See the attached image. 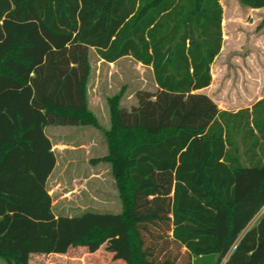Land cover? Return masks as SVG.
Wrapping results in <instances>:
<instances>
[{
	"label": "trees",
	"instance_id": "1",
	"mask_svg": "<svg viewBox=\"0 0 264 264\" xmlns=\"http://www.w3.org/2000/svg\"><path fill=\"white\" fill-rule=\"evenodd\" d=\"M221 0H0V264L58 251L60 225L123 264H264V99L225 116L207 95ZM249 9L264 0H239ZM151 67L155 92L109 98L103 130L121 212L58 219L50 126L100 128L90 51ZM229 136V137H228Z\"/></svg>",
	"mask_w": 264,
	"mask_h": 264
},
{
	"label": "rangeland",
	"instance_id": "2",
	"mask_svg": "<svg viewBox=\"0 0 264 264\" xmlns=\"http://www.w3.org/2000/svg\"><path fill=\"white\" fill-rule=\"evenodd\" d=\"M220 4L223 9V45L212 64L214 85L208 93L215 98L219 94L220 97L247 95L246 102H251L264 95V11L251 10L239 0H221ZM89 59L88 107L96 115L100 128L50 126L45 131L56 156V166L47 188L54 213L60 220L71 221L90 213L88 211L109 206L110 210L120 208L110 165L95 161L107 153L103 130L110 127L108 100L120 95L121 105L129 108L136 104L138 91L156 90L152 70L130 57L109 64L102 62L91 50ZM105 202L108 204H103ZM259 213L257 221L264 208ZM76 230L69 222L61 223L58 251L48 256H32L30 264H123L120 258L111 259L110 247L109 257L107 246L99 249L93 257L88 254V249L73 247L70 240Z\"/></svg>",
	"mask_w": 264,
	"mask_h": 264
},
{
	"label": "crops",
	"instance_id": "3",
	"mask_svg": "<svg viewBox=\"0 0 264 264\" xmlns=\"http://www.w3.org/2000/svg\"><path fill=\"white\" fill-rule=\"evenodd\" d=\"M221 5V4H220ZM251 10H263L264 11V8H261V9H251ZM93 50V49H92ZM95 51V50H94ZM221 51H222V49H221ZM221 53V52H220ZM219 56V55H218ZM217 56V57H218ZM99 57V56H98ZM216 57V58H217ZM123 58H127V57H123ZM131 58V57H130ZM122 59V58H121ZM100 60L102 61V62H105L104 60H102L101 58H100ZM120 60V59H119ZM134 60V59H133ZM118 61V60H117ZM135 61V60H134ZM215 61V60H214ZM137 62V61H136ZM105 63H107V62H105ZM115 63V62H114ZM138 64H140V65H142V66H144L143 64H141V63H139V62H137ZM214 63V62H213ZM109 64H112V63H109ZM145 67H148V66H145ZM148 68H150L151 70H152V68L151 67H148ZM211 68H212V66H211ZM152 73H153V70H152ZM211 75H212V73H211ZM156 83V82H155ZM213 85H214V81L212 80V82H211V85L209 86V87H207V88H205V89H203V90H200L199 91V93H203V94H205V95H207L210 99H212L215 103H216V105L218 106V109L221 111V112H223V113H228V115L229 116H225V118H226V120H224V122H225V126H224V128H225V131L227 132V134L228 135H230L231 134V123L232 122H230L229 121V118L230 117H232L233 116V118H231V121H233V120H235V117L234 116H236L239 112H241V111H244V110H248L249 111V113L251 114L252 113V108H253V106L255 105V104H257L259 101H261V100H263L264 99V95H261L260 97H257L255 100H251V102H246V99H248V97H247V95L245 96V95H239V94H237V95H235V96H233V95H229L228 97H226V96H222V97H220V94H219V96H218V98H215V97H213L211 94H209L208 93V91L210 90V89H212V87H213ZM156 90H157V84H156ZM155 90V91H156ZM134 105H136V104H134ZM133 106V105H132ZM234 122V121H233ZM46 131V130H45ZM229 137V136H228ZM105 156V155H104ZM103 156V157H104ZM96 176V175H95ZM75 193H78V191L77 190H75L74 191ZM107 202H105V203H103V204H106ZM108 204V203H107ZM104 207V206H103ZM108 207V206H107ZM264 208V207H263ZM88 212H90V213H92V214H97V215H105V214H112V215H118L120 212H121V204H120V208L119 209H116V210H110V206L108 207V208H101L100 210H95V211H88ZM260 214V213H259ZM264 214V213H263ZM263 214L258 218V221L256 220V217H258L259 215H257L254 219H253V221L250 223V225L248 226V228L249 227H252L253 226V224L254 225H257V223L259 222V220L262 218V216H263ZM58 217V216H57ZM256 221V222H255ZM254 227V226H253ZM89 255H91L92 257H93V255L95 256V254H92V253H88ZM51 255H53V254H51ZM76 259H78V257L76 256L75 257Z\"/></svg>",
	"mask_w": 264,
	"mask_h": 264
}]
</instances>
